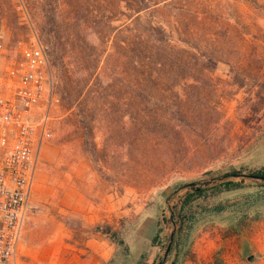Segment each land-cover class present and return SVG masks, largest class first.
<instances>
[{"label":"rangeland","instance_id":"1","mask_svg":"<svg viewBox=\"0 0 264 264\" xmlns=\"http://www.w3.org/2000/svg\"><path fill=\"white\" fill-rule=\"evenodd\" d=\"M130 1L144 8L136 13L119 0H0V33L11 51L40 35L59 98L26 230L43 237L49 228L78 247L106 240L114 264H122L125 247L105 234L117 232L131 261L144 251L154 264L173 227L171 205L179 214L189 192L221 183L212 178L264 165V0ZM151 23L166 40L152 38ZM208 169L214 172L201 178ZM201 179L209 181L178 191ZM229 180L245 186L193 200L200 220L179 226V264H264V181ZM220 204L228 210L217 213ZM200 206L208 210L202 217ZM157 224L158 248L150 244Z\"/></svg>","mask_w":264,"mask_h":264},{"label":"built area","instance_id":"2","mask_svg":"<svg viewBox=\"0 0 264 264\" xmlns=\"http://www.w3.org/2000/svg\"><path fill=\"white\" fill-rule=\"evenodd\" d=\"M59 101L53 64L37 32L9 50L0 33V264H21L41 145Z\"/></svg>","mask_w":264,"mask_h":264},{"label":"trees","instance_id":"3","mask_svg":"<svg viewBox=\"0 0 264 264\" xmlns=\"http://www.w3.org/2000/svg\"><path fill=\"white\" fill-rule=\"evenodd\" d=\"M42 3L41 5H43V2L44 0H40ZM121 1H125L126 2V6L128 8H133L136 13L140 12L144 7H142V5H139L137 8H134L131 1L130 0H119V2ZM138 3H142L144 2V0H137ZM138 5V4H137ZM57 9V8H56ZM0 10H2V5H0ZM58 17V12L57 13H54L53 12V15H52V20H54L56 22V19ZM149 28H150V31L152 32V38L155 39V40H158V41H163V40H166V31L164 28L162 27H159V26H156V25H153L152 23L149 24ZM139 38H138V42H137V49L139 48V45L140 43H142V37L141 35H137ZM136 63L139 62V60H136V58H134ZM58 92L62 98V102H63V105L66 109H71L73 107V104H74V100L71 98V96H67L66 95V90L64 89V87L62 85L58 86ZM234 172H237L236 169L233 170ZM253 173H258V174H263L264 175V165L259 168L258 170L254 171ZM244 181L243 180H240V181H224V182H221L220 184H216L214 186H211V187H208L207 189L205 190H200L199 192H196V193H188V195L186 196V198L183 200V203L180 207V213L178 214V217L179 219L182 220V231H183V227L185 226H188V227H193L194 226V223L196 221H198V217L197 216V213L196 212H199L197 210H194L193 209V206L191 205L193 200L200 196L201 194H206L205 197H209V196H215L217 194H220V193H223V192H227V191H233V190H237V189H240V188H243L245 185L243 183ZM210 193V195L208 194ZM197 194H200V195H197ZM202 208V213H200V216L202 217L204 214V212L208 211L206 209V207L204 206H200ZM248 209V208H247ZM214 210L217 211V213H223V212H226L228 209L226 206L220 204V205H217ZM200 220V219H199ZM158 223V222H157ZM162 227L159 226V224H157V228H156V231L155 233L153 234V236L151 237L150 239V244L152 247H159V246H162L164 241L162 239ZM181 231V230H180ZM181 231V232H182ZM111 231L109 232H105L106 236L110 239L111 242H116L118 244V246H124L125 249H124V252H123V261H122V264H148V262L144 259L145 256H146V252L142 251L140 253V256L138 258L137 261H131V246L126 243V239L124 237H120L118 236L117 232H112L110 233ZM180 234V233H179ZM178 242V241H177ZM116 253L114 254L113 258L110 259L106 264H114L117 262L116 260ZM144 259V260H143ZM179 258H177L174 262V264H179ZM153 264V263H152Z\"/></svg>","mask_w":264,"mask_h":264},{"label":"crops","instance_id":"4","mask_svg":"<svg viewBox=\"0 0 264 264\" xmlns=\"http://www.w3.org/2000/svg\"><path fill=\"white\" fill-rule=\"evenodd\" d=\"M30 213L26 219L21 264H106L112 259V247L106 240L88 239L84 247H78L65 239V236L50 233L38 237L33 226L26 230Z\"/></svg>","mask_w":264,"mask_h":264},{"label":"water","instance_id":"5","mask_svg":"<svg viewBox=\"0 0 264 264\" xmlns=\"http://www.w3.org/2000/svg\"><path fill=\"white\" fill-rule=\"evenodd\" d=\"M213 172H214V169H208V170L200 173L199 176L202 178L204 176H208V175L212 174ZM231 178H249V179L254 180V181H264V175L263 174H258V173H253V172L248 173V172H242V171L220 175V176L212 178L211 180L217 181V182H224V181H227ZM208 181L209 180L205 181L204 179H201L199 181H196L194 183H190L188 185H185V186L179 188L178 191H180L184 188H187V187L193 188L194 186H196L198 184L205 183V182L207 183ZM191 190H194V189H191ZM168 204L171 205L170 203H168ZM178 206H179L178 204L174 207L172 205L170 206V208H171V221L173 223V227H172L171 232L169 234V240H168V244H167L165 252L154 264H166L168 261V258L170 257V253H172V249L174 251L172 253V258H171V261L169 264H174V262L176 260V250L173 247L176 245V239H177L179 226L182 224L181 219L179 220L178 223L175 221V217H176V215H178Z\"/></svg>","mask_w":264,"mask_h":264}]
</instances>
